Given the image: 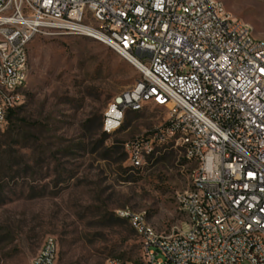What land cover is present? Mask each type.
Segmentation results:
<instances>
[{
    "label": "built area",
    "instance_id": "built-area-1",
    "mask_svg": "<svg viewBox=\"0 0 264 264\" xmlns=\"http://www.w3.org/2000/svg\"><path fill=\"white\" fill-rule=\"evenodd\" d=\"M39 35L91 38L135 63L139 78L108 104L103 131L147 105L165 118L123 144L130 172L177 149L194 165L175 197L186 217L177 232L116 212L139 239L141 264H264V40L218 0H0V131L23 104ZM108 119L118 120L111 131ZM58 253L48 237L31 264H56Z\"/></svg>",
    "mask_w": 264,
    "mask_h": 264
},
{
    "label": "rangeland",
    "instance_id": "rangeland-1",
    "mask_svg": "<svg viewBox=\"0 0 264 264\" xmlns=\"http://www.w3.org/2000/svg\"><path fill=\"white\" fill-rule=\"evenodd\" d=\"M218 1L264 40V0ZM28 54L23 104L0 131V264H31L48 237L56 264H141L139 239L116 212L128 208L158 233L177 232L186 217L175 197L194 165L177 149L128 170L123 144L165 118L150 105L103 137L108 104L139 78L127 60L70 35H39Z\"/></svg>",
    "mask_w": 264,
    "mask_h": 264
},
{
    "label": "clouds",
    "instance_id": "clouds-1",
    "mask_svg": "<svg viewBox=\"0 0 264 264\" xmlns=\"http://www.w3.org/2000/svg\"><path fill=\"white\" fill-rule=\"evenodd\" d=\"M122 113H116V116L118 117V118H122ZM118 126V120L117 121H114V120H112V119H108L107 121H106V125H105V129L107 130V131H111L113 128H115V127H117Z\"/></svg>",
    "mask_w": 264,
    "mask_h": 264
},
{
    "label": "trees",
    "instance_id": "trees-1",
    "mask_svg": "<svg viewBox=\"0 0 264 264\" xmlns=\"http://www.w3.org/2000/svg\"><path fill=\"white\" fill-rule=\"evenodd\" d=\"M16 112H17V109L11 111V112L9 113V115H8V119L13 118V117L16 115ZM128 113H137V112H128ZM103 137H104V138H107L108 135H107L106 133H103ZM114 146H115V145H113L112 147H114ZM112 147H110V148H112ZM169 152H171V151H169ZM162 155H164V154H162ZM160 156H161V155H160ZM121 159H122V160L125 159V154H124V153H122V157H121ZM155 160H156V158H154V159L151 161V163H152L153 161H155ZM122 219H123V218H122ZM123 220H125V219H123ZM125 221H127V220H125Z\"/></svg>",
    "mask_w": 264,
    "mask_h": 264
},
{
    "label": "bare ground",
    "instance_id": "bare-ground-1",
    "mask_svg": "<svg viewBox=\"0 0 264 264\" xmlns=\"http://www.w3.org/2000/svg\"><path fill=\"white\" fill-rule=\"evenodd\" d=\"M128 62H129L130 64H132V65L135 67V63H134L133 61L128 60Z\"/></svg>",
    "mask_w": 264,
    "mask_h": 264
},
{
    "label": "snow or ice",
    "instance_id": "snow-or-ice-1",
    "mask_svg": "<svg viewBox=\"0 0 264 264\" xmlns=\"http://www.w3.org/2000/svg\"><path fill=\"white\" fill-rule=\"evenodd\" d=\"M262 71H264V70H262Z\"/></svg>",
    "mask_w": 264,
    "mask_h": 264
}]
</instances>
